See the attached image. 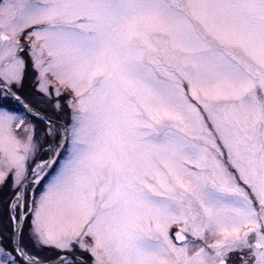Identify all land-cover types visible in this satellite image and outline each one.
I'll return each instance as SVG.
<instances>
[{
	"label": "snow or ice",
	"instance_id": "1",
	"mask_svg": "<svg viewBox=\"0 0 264 264\" xmlns=\"http://www.w3.org/2000/svg\"><path fill=\"white\" fill-rule=\"evenodd\" d=\"M0 189V264H264V0H0Z\"/></svg>",
	"mask_w": 264,
	"mask_h": 264
},
{
	"label": "rangeland",
	"instance_id": "2",
	"mask_svg": "<svg viewBox=\"0 0 264 264\" xmlns=\"http://www.w3.org/2000/svg\"><path fill=\"white\" fill-rule=\"evenodd\" d=\"M20 94L22 97L26 98V102H30L37 107H40L42 111L53 112L54 109L50 105L46 106L39 101V94L36 92V79L34 70L28 69L24 86L20 89ZM39 134V131H38ZM7 192V189H0V201H2L4 194ZM2 203H0V208H2Z\"/></svg>",
	"mask_w": 264,
	"mask_h": 264
}]
</instances>
